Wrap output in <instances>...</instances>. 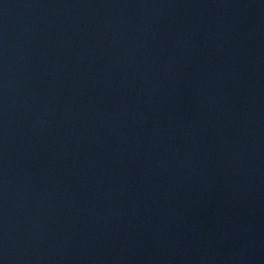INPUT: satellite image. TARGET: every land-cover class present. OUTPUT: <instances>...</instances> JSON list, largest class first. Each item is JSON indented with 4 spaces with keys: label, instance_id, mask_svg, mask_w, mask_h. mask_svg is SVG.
I'll return each mask as SVG.
<instances>
[{
    "label": "water",
    "instance_id": "95a60500",
    "mask_svg": "<svg viewBox=\"0 0 264 264\" xmlns=\"http://www.w3.org/2000/svg\"><path fill=\"white\" fill-rule=\"evenodd\" d=\"M229 0H0V264H176Z\"/></svg>",
    "mask_w": 264,
    "mask_h": 264
}]
</instances>
